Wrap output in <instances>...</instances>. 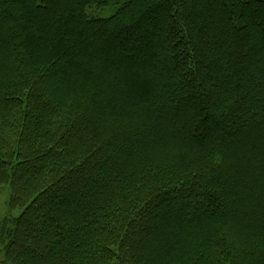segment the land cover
I'll return each mask as SVG.
<instances>
[{
  "label": "trees",
  "instance_id": "1",
  "mask_svg": "<svg viewBox=\"0 0 264 264\" xmlns=\"http://www.w3.org/2000/svg\"><path fill=\"white\" fill-rule=\"evenodd\" d=\"M0 0L2 264H264V0Z\"/></svg>",
  "mask_w": 264,
  "mask_h": 264
},
{
  "label": "rangeland",
  "instance_id": "2",
  "mask_svg": "<svg viewBox=\"0 0 264 264\" xmlns=\"http://www.w3.org/2000/svg\"><path fill=\"white\" fill-rule=\"evenodd\" d=\"M125 0H111L107 6L99 7L96 5H91L86 8V13L90 17L96 18H106L111 16L116 9L124 2ZM9 187L8 185L0 186V221L4 216H8L9 218L15 219L19 216L22 209L15 208L13 210H9ZM4 259V251L3 248H0V264Z\"/></svg>",
  "mask_w": 264,
  "mask_h": 264
}]
</instances>
